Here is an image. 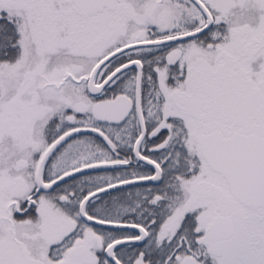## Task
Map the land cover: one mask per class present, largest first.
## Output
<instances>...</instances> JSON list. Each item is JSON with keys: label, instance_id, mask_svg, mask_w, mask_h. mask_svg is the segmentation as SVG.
<instances>
[{"label": "snow or ice", "instance_id": "obj_1", "mask_svg": "<svg viewBox=\"0 0 264 264\" xmlns=\"http://www.w3.org/2000/svg\"><path fill=\"white\" fill-rule=\"evenodd\" d=\"M0 264H264V0H0Z\"/></svg>", "mask_w": 264, "mask_h": 264}]
</instances>
